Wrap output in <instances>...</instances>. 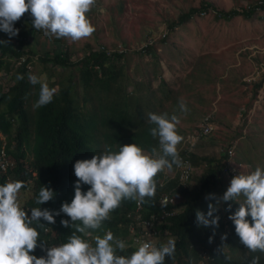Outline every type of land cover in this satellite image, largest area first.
<instances>
[{"label": "trees", "instance_id": "1", "mask_svg": "<svg viewBox=\"0 0 264 264\" xmlns=\"http://www.w3.org/2000/svg\"><path fill=\"white\" fill-rule=\"evenodd\" d=\"M210 9L215 12L216 19L230 20L235 16L250 19L258 11L264 10V0L230 10L221 9L208 0H201L199 6H190L177 19H167V31H173ZM31 20V15L25 12L14 22L19 32L10 39L6 33L0 32V40L8 41L0 45V135L4 137L0 136V162L2 150L15 161L8 171L0 170V183L6 180L23 181L24 187L21 190L31 191L26 201L31 207L38 206L35 204L38 190L42 184L47 185L57 195L41 207L59 209L62 202H70L74 195V181L77 177L74 175L73 164L76 160L99 154L105 144L111 150H117L120 144L135 142L150 151L152 147L158 146V141L149 132L153 125L146 122L147 113L180 112L175 91L165 79H161L157 87L152 88L151 81H133L129 78L122 61L128 58L127 49L122 46L110 49L104 43L99 44L97 49L87 44L82 54L77 56L62 38H56L53 40L55 46L43 49L39 54L37 46H46L45 41L40 39L44 34L32 28ZM155 43L146 44L140 51L154 54ZM32 66L36 69L33 70ZM18 73L23 74L22 80L16 79ZM29 73L36 74L40 79L45 74V80H41L50 87H57V93L50 103L33 108L40 85L29 83ZM263 84L264 76L255 82L252 99ZM129 85H132L131 90L128 89ZM165 96H173L172 105L160 108ZM245 113L240 111L241 116ZM209 123L212 124V130L202 133L200 138L214 131L215 118L211 114ZM238 134L248 142L242 141V144L235 145V152L232 147L234 140L219 155L202 154L196 149L182 150L180 154L183 160H188L194 168L186 182L181 181L179 170L175 177L164 178L162 181L163 171L157 173V189L153 197H146L143 201L145 206L137 212L138 219L133 211L136 200H122L103 222L101 229L92 230V235H102L104 230H111L114 236L127 242V254L141 242L135 241V236H138L137 222L141 221L143 225V221H148L155 224L156 229L162 230L161 236L164 238L159 244L169 237L175 238V255L172 259L166 257L165 264H247V259L253 255H259L260 264H264V253L249 252L240 243L234 224L228 218L229 213L225 211L227 203L233 204L232 211L239 206L238 203L221 204L214 213L220 217L219 226L215 230L212 227L197 226L195 222L196 210L206 212L208 203H215V200L206 199L207 194L221 196L231 178L243 172L241 166L244 168L249 165L251 172L260 164L250 155H255L259 161L264 160V131H260L258 141L255 139V131L244 135L240 130ZM201 145V142L197 144L198 147ZM230 149H233L232 155ZM28 152L32 153L29 162L26 161ZM231 161L239 167L238 170L231 163L236 173H233L234 170H225L229 169ZM30 178L33 181L28 183ZM87 187L81 185L82 190ZM164 197L166 201H163ZM130 209L133 212L127 217L126 213ZM61 218L70 219L61 213L55 217V223L46 226H51L57 239L63 243L74 229L62 226ZM209 237H212L211 241ZM48 238L41 230L40 239L46 242ZM217 248H223V255L217 253ZM34 253L40 255L38 247ZM225 255L230 259L226 260Z\"/></svg>", "mask_w": 264, "mask_h": 264}, {"label": "clouds", "instance_id": "2", "mask_svg": "<svg viewBox=\"0 0 264 264\" xmlns=\"http://www.w3.org/2000/svg\"><path fill=\"white\" fill-rule=\"evenodd\" d=\"M94 4L95 0H0V32L6 33L9 39L16 36L19 29L14 27V22L28 12L32 17V28L41 30L45 36L77 41L90 36L95 30L87 15ZM7 43L0 40V45ZM23 78V74L16 76L17 80ZM28 81L32 85H40L33 108L53 100L57 87H50L34 73L28 74ZM178 108L182 114L188 111L183 100H178ZM146 122L153 125L149 132L157 139L158 146L149 151L134 142L120 144L117 150H111L105 144L99 154L76 160L73 164L77 177L74 195L70 202H62L59 209L41 207L57 195L47 185L42 184L38 190L35 198L38 206L31 207L26 203L31 194L29 197L20 195L24 202L20 204L19 201V193H31L29 189L21 190L23 181L6 180L0 183V264H165L166 257L172 259L176 251L175 238L169 237L159 244L164 238L162 230L148 221H143V225L141 221L137 222L138 234L142 229L149 231L147 239L127 254L125 250L129 245L124 239L114 236L111 230H104L102 235H92V230L101 229L103 222L122 200H136L133 211L138 219L137 212L145 206L143 201L146 197H153L157 189V173L176 168L177 174L178 168L184 166L180 152L191 151L195 147H190V143L183 148L177 147L183 136L177 130L180 116L176 112H148ZM201 134L202 127L199 138ZM229 153L232 155L233 149ZM14 163V158L2 150L0 170L6 172ZM229 166V169L225 168L226 172L234 170L231 162ZM32 181L30 178L28 183ZM81 185L88 187L82 190ZM206 199L215 200V203L209 202L206 212L196 210L197 226L215 230L220 217L214 213L222 203L236 202L239 206L234 211L232 203H227L225 211L229 213L228 218L234 224L240 243L249 252L264 253V166L258 165L249 173L234 175L221 196L209 193ZM133 211L130 209L127 217ZM61 213L70 219L61 218L60 224L74 229L63 243L57 239L55 230L46 226L55 223V217ZM41 230L49 236L48 241L40 239ZM90 236L92 239H88ZM37 247L41 256L34 253ZM216 251L223 255V248ZM224 258L230 259L226 255ZM260 259L259 255H253L247 259V264H260Z\"/></svg>", "mask_w": 264, "mask_h": 264}, {"label": "rangeland", "instance_id": "3", "mask_svg": "<svg viewBox=\"0 0 264 264\" xmlns=\"http://www.w3.org/2000/svg\"><path fill=\"white\" fill-rule=\"evenodd\" d=\"M215 6L230 10L241 8L258 0H208ZM201 0H95L87 15L95 26L94 32L77 41L62 40L78 55L91 44L98 49L104 43L110 49L128 50L123 59L124 70L131 80L151 81L156 88L165 79L174 89V96L187 105L186 114L179 113L177 126L183 140L177 145L183 148L190 143L197 152L219 155L224 153L232 140L235 145L248 142L239 136L264 131V84L254 99L251 95L254 84L264 76V10L250 18L235 16L230 20L215 18L210 9L201 12L185 24L167 31V19H177L180 13L190 6H199ZM165 33V35H164ZM46 46L38 45L41 54L56 44L55 37L41 36ZM156 41L154 54L140 51L146 44ZM51 45V46H50ZM141 52V53H140ZM76 57V56H75ZM32 69H36L32 66ZM45 74L41 76L45 80ZM132 89V85L128 86ZM172 97L165 96L157 108H169ZM250 104V106H249ZM240 111H246L241 116ZM215 118L211 135L199 138V131L206 115ZM221 118L223 121L220 122ZM264 136V134H263ZM204 138L202 141L201 139ZM264 142V138H262ZM201 146H197L198 143ZM259 166L255 155H250ZM32 153H27L29 162ZM239 170V167L231 161ZM250 166H241L244 173ZM177 169H165L164 178L175 177ZM199 171V170H196ZM31 193H19L23 197ZM19 198L20 204L24 202ZM131 234V233H130Z\"/></svg>", "mask_w": 264, "mask_h": 264}, {"label": "built area", "instance_id": "4", "mask_svg": "<svg viewBox=\"0 0 264 264\" xmlns=\"http://www.w3.org/2000/svg\"><path fill=\"white\" fill-rule=\"evenodd\" d=\"M212 128H213L212 124L209 123V115H207L204 118V123H203V126H202V133H209L212 130ZM181 157H182V155H181ZM183 161H184V166L181 167V168H178V170L180 171L181 181L184 183L191 176L193 168H192V166H191V164H190V162L188 160H183ZM164 201H166V198H165ZM148 223L152 224L151 222H148ZM150 224H148V225H150ZM148 234H149L148 230L142 229L140 231V233L138 234V236H135V241H138V240H141V242L145 241L147 239V237H148Z\"/></svg>", "mask_w": 264, "mask_h": 264}]
</instances>
